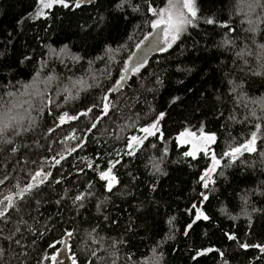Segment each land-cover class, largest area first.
<instances>
[{"label":"trees","instance_id":"1","mask_svg":"<svg viewBox=\"0 0 264 264\" xmlns=\"http://www.w3.org/2000/svg\"><path fill=\"white\" fill-rule=\"evenodd\" d=\"M168 1L0 0V264H53L65 241L77 264H264V0H196L182 36L160 28L134 62ZM186 130L216 136L207 154L185 155ZM253 132L257 152L223 157Z\"/></svg>","mask_w":264,"mask_h":264},{"label":"snow or ice","instance_id":"2","mask_svg":"<svg viewBox=\"0 0 264 264\" xmlns=\"http://www.w3.org/2000/svg\"><path fill=\"white\" fill-rule=\"evenodd\" d=\"M85 2H91V0H76L75 7H80L82 5V3H85ZM40 3L44 9H50L53 7L54 4H57V3L63 5L64 7L70 6L66 2V0H47V2H46V0H40ZM182 6L188 9V11L191 13L192 17H195L197 15V13L194 9V5L191 3V0H186V2ZM37 15L41 16V15H44V13L41 11V12L37 13ZM207 22L212 23L211 20H208ZM161 23H165L168 25V27L166 29H164V33H165L166 38L170 36V40L166 39V43H167V47H171L172 43L175 42V40L179 36V33L182 31L183 24L184 23H190V21L187 20L186 18H184L183 16L179 17L178 20L174 21L172 19L171 14H169L167 20H165L162 17L161 20L157 21L156 24L153 25V27H159V25ZM138 70H139V65H136L131 69V71H138ZM123 71L125 74H127L130 71V69L128 67H126V68H124ZM126 79H127L126 75L121 76L120 77V83L123 84V82ZM119 86L120 85H118L117 87H119ZM105 99L107 100V97H105ZM176 99L178 100L179 97H177ZM108 110H109V103L106 102L104 104L105 114H107ZM83 114H85V113H81V115H83ZM164 115H165L164 113H160L159 119L156 122L152 123L148 127H144L141 129V131L143 133H145L144 138H147V136H149V135H155L156 134V132L159 130L158 129L159 120H162L164 118ZM77 118H78L77 116L69 117L68 113H64L63 116L60 118V123L61 124L64 123L66 119H73L74 120ZM7 126H8L7 124L4 125V127H7ZM93 127H95V124H93ZM256 127L259 130L260 125H257ZM0 131H2V129H0ZM257 134H258L257 132H253L251 135V138L245 144H243L240 147L232 148L230 151L224 152L223 157L229 158L231 161H235L244 152H248V153L257 152V147H256V145H257ZM70 138L74 139L75 137L73 136ZM202 139L206 143L210 144V143L215 142L216 136L214 134L213 135H206V136H203ZM141 142H142L141 138H138L136 136L131 137V141L128 144V148L130 149L128 154L133 155L136 145H138ZM13 150L15 151V149H13ZM204 151L206 154L208 153V149L206 147L204 148ZM185 155L195 158L196 152L195 151L187 152V153H185ZM211 161H212L211 167L206 169L204 172V175L201 177V180L204 181L203 187L205 189H207L209 187V180L211 179L210 174L215 172V170L221 165V159H218L214 152L211 153ZM56 163H59V160H56ZM117 163H118V161H117ZM47 175H50V173ZM39 176H41V173L40 172L36 173V176L33 177V180L35 181L36 177H39ZM45 178H46V176H45ZM101 178L109 181V184H108V190L109 191H111L112 186L117 182L115 176L112 175L111 168H109L108 171H106V172H102ZM43 182H44L43 180H40V183H43ZM35 186H36L35 184H29L28 189L30 190ZM201 196H202V199L204 201H206L208 199V195L206 193H201ZM6 199H9V198H6ZM76 199H82V197L78 196ZM0 204H3V201H0ZM13 207H14V204L11 202V199H9V203L7 204L6 208H0V218H3L5 216L7 208H13ZM195 207H196V205H193V208H195ZM201 218L204 220L208 219V217L206 215H203L202 213H198L193 220V224L196 221L200 220ZM187 227L190 229L192 227V224H189ZM185 234H187V233H185ZM66 235L68 237H71L72 232H67ZM230 238L235 239V237H230ZM16 243H19V241H16ZM57 243H60V242L58 241ZM64 244H65V247L67 248L68 245H67L66 241L64 242ZM50 247H55V245H50ZM241 247L248 248L249 245L243 244V245H241ZM256 247H260V246L257 245ZM2 255H3V250L0 249V257H2ZM58 255H59V253L54 254L51 257H45V259H50L53 262V264H57ZM73 264H77L75 258H73Z\"/></svg>","mask_w":264,"mask_h":264},{"label":"rangeland","instance_id":"3","mask_svg":"<svg viewBox=\"0 0 264 264\" xmlns=\"http://www.w3.org/2000/svg\"><path fill=\"white\" fill-rule=\"evenodd\" d=\"M185 2H186V0H169L164 7L155 11V18L153 21V25L156 24L157 21L161 20L162 17L165 20H167L169 14H171L172 19L174 21L178 20V18L181 16H183L184 18H186L187 20L190 21V19L192 17L191 13L188 11L187 8L182 6ZM191 3L194 5V9L196 11V0H191ZM188 24L189 23L183 24L182 31L179 33V36L175 41H177L182 36V33L184 32V30ZM167 27H168V25L165 23H161L159 25V27H153L154 31H152V33L142 43V51L138 52L137 54L135 53V55L132 57L134 62H135V60H137L139 63L144 62L145 60L148 59V57L152 53L156 52L157 50H159L161 48L162 42H161V38H160L161 34H160L159 29L161 28V30H164ZM167 39L170 40V36L167 37ZM128 66L129 65L127 64V67ZM158 129H159V127H158ZM206 135H213V134L204 133V132L199 133V132H193L191 130H186V131H183L182 133H180L178 135L177 140H178L180 145L188 146V149H189L188 152L195 151L196 156H197L201 151H204L205 147L209 150V149H211L212 145L214 144V142L210 143V144L206 143L202 139V137L206 136ZM149 136H151V135H149ZM149 136H147V138ZM258 136L259 135H257V139H258ZM136 137L141 138L142 142L139 143L138 145H136L135 150L147 139V138H144L145 133H143V132H141V134L136 135ZM210 167H211V165H210ZM106 171H108V169L105 170V172ZM214 173L215 172L211 173L210 176L212 177ZM108 184H109V181H108ZM57 253H59L57 264H73V258L74 257L70 253L69 249L65 247V245H62L54 254H57Z\"/></svg>","mask_w":264,"mask_h":264},{"label":"water","instance_id":"4","mask_svg":"<svg viewBox=\"0 0 264 264\" xmlns=\"http://www.w3.org/2000/svg\"><path fill=\"white\" fill-rule=\"evenodd\" d=\"M94 2V0H91V2H85V3H82V5H90ZM130 74V71L127 73V75Z\"/></svg>","mask_w":264,"mask_h":264}]
</instances>
